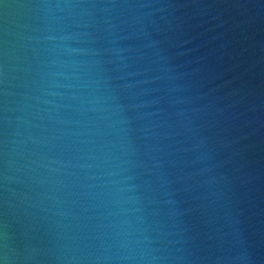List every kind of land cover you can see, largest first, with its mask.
<instances>
[{
    "label": "water",
    "instance_id": "1",
    "mask_svg": "<svg viewBox=\"0 0 264 264\" xmlns=\"http://www.w3.org/2000/svg\"><path fill=\"white\" fill-rule=\"evenodd\" d=\"M0 264H264V0H0Z\"/></svg>",
    "mask_w": 264,
    "mask_h": 264
}]
</instances>
